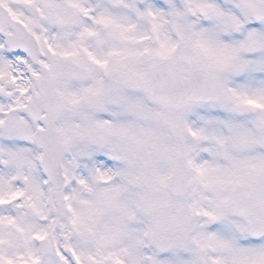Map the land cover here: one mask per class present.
<instances>
[{
	"label": "snow or ice",
	"instance_id": "snow-or-ice-1",
	"mask_svg": "<svg viewBox=\"0 0 264 264\" xmlns=\"http://www.w3.org/2000/svg\"><path fill=\"white\" fill-rule=\"evenodd\" d=\"M0 264H264V0H0Z\"/></svg>",
	"mask_w": 264,
	"mask_h": 264
}]
</instances>
